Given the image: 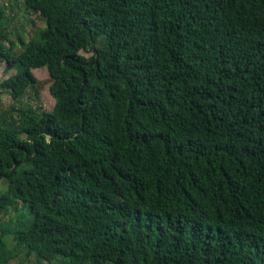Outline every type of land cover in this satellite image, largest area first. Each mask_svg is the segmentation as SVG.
Masks as SVG:
<instances>
[{
	"label": "trees",
	"instance_id": "16d2710c",
	"mask_svg": "<svg viewBox=\"0 0 264 264\" xmlns=\"http://www.w3.org/2000/svg\"><path fill=\"white\" fill-rule=\"evenodd\" d=\"M24 6L0 105L47 69L55 107L0 118V264H264V0Z\"/></svg>",
	"mask_w": 264,
	"mask_h": 264
},
{
	"label": "rangeland",
	"instance_id": "374dc122",
	"mask_svg": "<svg viewBox=\"0 0 264 264\" xmlns=\"http://www.w3.org/2000/svg\"><path fill=\"white\" fill-rule=\"evenodd\" d=\"M7 13L12 19L16 28H23L26 32L28 40L38 29L45 27L44 22L38 15L27 12L25 10V0H3ZM100 43L97 47H101ZM81 55L85 58H91L93 55L92 49L87 53L82 52ZM16 74L15 71H7V65H0V81H6ZM33 75L37 80V85L28 90L27 94L18 102H14L10 95H2V103L0 105V118L8 113V110L15 107L21 109H41L42 111L52 112L55 107V101L50 94V86L52 85L51 77L47 69L34 70ZM14 246V244H13ZM9 264H39L37 257H28L26 250L22 251L18 258L11 261Z\"/></svg>",
	"mask_w": 264,
	"mask_h": 264
}]
</instances>
